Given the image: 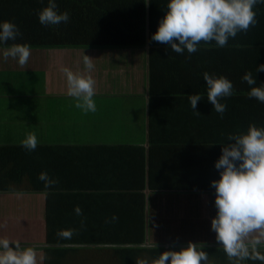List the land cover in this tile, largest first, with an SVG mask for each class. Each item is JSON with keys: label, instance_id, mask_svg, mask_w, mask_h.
<instances>
[{"label": "crops", "instance_id": "0c3cea01", "mask_svg": "<svg viewBox=\"0 0 264 264\" xmlns=\"http://www.w3.org/2000/svg\"><path fill=\"white\" fill-rule=\"evenodd\" d=\"M101 4L104 8L111 2ZM158 7H163V4ZM149 14L150 10L147 8V39ZM90 21L85 24H94V17ZM90 31L93 33V29ZM149 48L147 42L144 47L136 48L31 49L28 62L23 66L12 57H0V143L21 144L28 133L34 132L38 144L42 146H75L74 179L65 172L63 180L67 185H72L73 190L76 185L82 187L74 193L75 196L65 195L60 199L59 205L53 208L54 214H58L61 217L59 221L64 224L61 229H73V233H81V239H89L90 235L83 233L101 227L110 236L115 231L126 230L133 219L138 218L140 221L143 211L148 240L143 244L145 249L141 250L140 261L148 259L151 262L160 252L168 248L178 249L192 241L203 243L208 252V264H229L215 240L214 231L210 229V219L215 215L212 188H205L204 191H184L183 188H177V191L161 192L152 191L149 187L152 99L149 91ZM83 54L92 58L94 65L91 71L96 89L94 112L81 111L75 106L74 98L66 94L67 81L62 68L83 72ZM162 64L164 61L160 59L159 65ZM166 75V79L161 81L169 84L170 87L166 88L169 91L163 93V97L155 98L158 104L153 113L155 128L157 127L153 136L157 144L151 152L154 155L157 181L164 184V179L169 175L173 178L170 182L177 185L185 183L184 180L191 185H210L212 179L218 178V170L214 168L205 174L200 168L204 163L206 168L212 165L220 155L221 144L215 147L186 144L196 134L193 127L202 114L195 113L196 119L189 115L192 110L187 97L173 94H178V85L172 86L174 78L170 74ZM201 76L196 74L192 80ZM203 80L202 77L201 84L204 83ZM157 83L161 84L159 81ZM203 99L206 103L203 107L206 109L202 110L206 115L212 116L213 122L218 124V131L211 132L207 126L206 130L197 131L199 138L215 135L221 137V134L224 137V132H219L223 116L221 118L212 110L207 97ZM226 99L224 97L223 102ZM159 122L162 125L160 129ZM170 125L177 130H171ZM167 127L169 130H166ZM174 132L176 133L172 134ZM164 133L171 137V141L175 137L188 140L182 144H162L160 138ZM139 145L145 150L147 171L144 196L136 198L131 195L133 193H130L129 187L133 186L132 181L136 182L137 178L131 179L129 171L133 169L132 157L136 158ZM89 146L93 148L88 149ZM88 155L92 159L83 161ZM38 158L42 161L44 159L41 156ZM99 167L104 170L113 169V176L110 173L103 174L101 178L92 175L89 168ZM187 168L192 171L184 172ZM108 176L110 177L107 178ZM28 182L29 178L24 177L21 186ZM11 184L16 186L13 182ZM21 186H16L11 191L0 190V236L18 239L22 244L35 247L37 264H48V261L57 259L48 254L52 253V245L73 247L74 250L68 251V255L74 254L69 259L74 264H97L96 260L101 264L105 261L107 251L93 249L96 243L88 239L75 243L48 241L47 215L50 210L47 211L46 191L33 192L31 188ZM140 200H144V204H140ZM141 205L143 207L140 209ZM76 206L81 209L80 214L75 212ZM113 214L117 217L115 221L111 220ZM61 223L57 226H62ZM63 263H66L65 260ZM248 264L260 262L249 261Z\"/></svg>", "mask_w": 264, "mask_h": 264}, {"label": "trees", "instance_id": "16d2710c", "mask_svg": "<svg viewBox=\"0 0 264 264\" xmlns=\"http://www.w3.org/2000/svg\"><path fill=\"white\" fill-rule=\"evenodd\" d=\"M103 2H111V4L109 6L106 4L103 8V4H101ZM46 3L47 0H0V20H12L20 28L21 35L17 37L15 42H27L30 45V49L64 47L136 48L144 47L149 42V91L152 97L150 101L149 187L152 191L161 192L177 191V188H183L184 191H204L203 189L205 188H212L214 191L211 185H191L185 180L183 181L185 183L174 184L170 182L173 178L169 175L164 179V184L158 183L157 170L154 168V155L151 152L153 146L157 144L154 138V129L157 127L155 128V120L153 119V113L157 109L156 106L158 104L155 98L163 97V93H168L169 91L166 89L170 87L169 84H166V81L162 82L164 78L166 79V74H170L174 78L172 86L178 85V94L173 93L174 95H185L187 97L188 94L201 93L202 99L197 102L196 108L202 116H199V122L196 121L195 127H193L196 134L186 144H194L196 146L203 144L215 147V145H219L225 140V135L223 137L221 134L222 131L227 134L246 130L249 123L264 125V103L248 95L250 86L241 79L246 70H252L256 82H264V71L254 72L256 65L264 63V3L254 6L257 23L250 26L247 31L238 32L235 37H230L228 43L223 47L215 46L214 41L208 44L201 42L198 49L191 54L186 51L175 53L171 51L169 45L150 38L151 34L156 30L159 18L164 15L167 0H148L147 4L144 3V0H57L59 10H67L70 18L67 23L54 26L41 25L38 21L37 11L45 6ZM162 4L163 7H158ZM147 8L150 10L148 39ZM106 10L107 13L105 12ZM92 17H94L95 23L90 26L86 25L85 22L90 23ZM92 29L93 33L90 31ZM86 32L89 33L85 34ZM7 43L11 44L13 41ZM186 57L190 58L186 59ZM160 59L164 61V64L159 65ZM205 71L210 74H222L229 78L233 82L234 93L225 100L226 111L223 114V118L220 116L222 118L221 126H219L221 137L215 135L200 139L197 131L206 130L207 126L210 127L208 130L210 129L209 131L211 132L218 131V124L213 122L212 116L206 115L202 110L204 108L203 105H206L203 99V97H206V82L203 80L204 83L201 84V75ZM196 74L201 77L197 80H192ZM158 81L161 84L157 83ZM190 85H192L191 88ZM186 87L189 89H186ZM187 102L189 104L188 97ZM192 112L189 115L196 119L195 112L193 110ZM161 127L162 125L159 122V129ZM170 127L171 130H177L171 125ZM166 130H169V128L167 127ZM186 140L188 139H184V137H175V140L171 141V137L165 135V133L160 138L162 144H171L172 142L182 144ZM141 146L137 147L139 151L135 153V157L138 159L132 157L131 167L133 169L129 171L132 174L131 179L137 178L136 182L132 181L133 186L129 187L130 193H133L131 195L136 198L144 196L143 188L145 187L147 171L144 159L146 154ZM74 147L67 144H46L45 147L37 143L36 148L29 151L22 144L0 143V190L11 191L16 186L22 185L24 177H28L29 182L25 186H21L22 188L29 187L33 192L46 191L48 196L47 211L50 210L47 215L48 241L50 242L75 243L88 239H81V233H73L70 238L58 236V232L64 227V224L59 221L61 217L53 212V208L59 205L61 198L65 195L75 196L78 189L82 187L76 185L75 191L72 189V185H67L63 180L65 172L74 179L75 171L73 170L76 167V158L74 156L77 152ZM91 148L93 146L88 147V149ZM37 155L44 158L43 161ZM90 159H92V156L88 155L83 158V161ZM205 166L204 163V166L200 168V170L206 172L205 174L215 168L214 162L208 168ZM196 168L194 169L197 172ZM68 170H71V172ZM89 170L93 172L92 175H96L98 178H101L105 173H110L113 176V169L107 168L104 170V168L101 169L99 167L89 168ZM188 170L190 171L191 168H187L184 172ZM41 171H46L49 177L56 180V183L45 188L44 182L37 178L38 173ZM88 173L91 172L88 171ZM12 182L16 186L12 185ZM140 204H144V200H140ZM141 207L143 206L141 205L140 209ZM58 223H61L62 226H57ZM105 232V229L99 227L91 232L83 233L84 235H90L88 240L96 243L93 245V249L100 248L107 251L105 261L101 264L140 263L141 250L145 249L143 244L148 240L143 211L141 212L140 221H138V218L133 219L127 225L126 230L115 231L110 236ZM72 250L74 249L70 245L50 246V252L56 255L48 254L56 256L57 259L48 261V264H74L69 260L74 257V254L68 255ZM64 260L66 263H63ZM96 262L100 264L98 260ZM254 262L257 263L258 261Z\"/></svg>", "mask_w": 264, "mask_h": 264}, {"label": "clouds", "instance_id": "9594fccd", "mask_svg": "<svg viewBox=\"0 0 264 264\" xmlns=\"http://www.w3.org/2000/svg\"><path fill=\"white\" fill-rule=\"evenodd\" d=\"M261 3L264 0H167L164 15L150 38L169 45L175 53L191 54L201 42L214 41L215 46L223 47L230 37L257 23L254 6ZM37 18L41 25L54 26L67 23L70 14L59 10L57 0H47L37 11ZM20 35L14 21L0 20V57H12L23 66L28 62L31 49L27 42H15ZM9 41L13 43L8 44ZM82 63L83 72L62 68L67 81L66 94L74 98L75 106L81 111L94 112L96 89L91 75L92 58L83 54ZM256 71H264V63L256 65ZM202 77L206 82L207 100L212 110L222 117L227 107L223 98L234 93L233 82L222 74L207 71ZM241 79L250 86L248 95L264 103V82L257 83L252 70H246ZM187 97L190 108L200 114L196 105L202 99L201 93ZM37 143L34 132L21 141L29 151L35 149ZM220 144V155L214 161L218 178L210 181L215 207L210 229L229 264H248V261L264 264V125L249 123L246 130L225 134ZM37 178L44 182L45 188L56 183L46 171L38 173ZM74 210L77 214L81 212L79 206ZM116 219L113 214L111 220ZM73 231L61 229L58 235L70 238ZM0 264H37V250L18 239L0 236ZM140 264H208V252L203 243L189 241L186 246L160 252L151 262L142 259Z\"/></svg>", "mask_w": 264, "mask_h": 264}]
</instances>
